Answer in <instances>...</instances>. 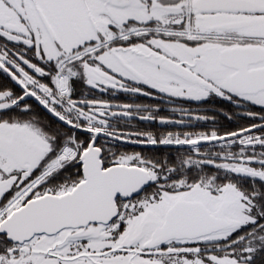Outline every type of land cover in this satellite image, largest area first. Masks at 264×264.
<instances>
[{
  "label": "snow or ice",
  "instance_id": "snow-or-ice-1",
  "mask_svg": "<svg viewBox=\"0 0 264 264\" xmlns=\"http://www.w3.org/2000/svg\"><path fill=\"white\" fill-rule=\"evenodd\" d=\"M0 264H264V0H0Z\"/></svg>",
  "mask_w": 264,
  "mask_h": 264
}]
</instances>
